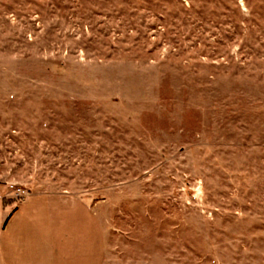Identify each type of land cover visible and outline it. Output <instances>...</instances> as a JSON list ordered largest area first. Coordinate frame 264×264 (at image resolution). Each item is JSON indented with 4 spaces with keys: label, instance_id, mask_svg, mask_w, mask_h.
I'll use <instances>...</instances> for the list:
<instances>
[{
    "label": "rangeland",
    "instance_id": "obj_1",
    "mask_svg": "<svg viewBox=\"0 0 264 264\" xmlns=\"http://www.w3.org/2000/svg\"><path fill=\"white\" fill-rule=\"evenodd\" d=\"M0 187L98 264H264V0H0Z\"/></svg>",
    "mask_w": 264,
    "mask_h": 264
},
{
    "label": "crops",
    "instance_id": "obj_2",
    "mask_svg": "<svg viewBox=\"0 0 264 264\" xmlns=\"http://www.w3.org/2000/svg\"><path fill=\"white\" fill-rule=\"evenodd\" d=\"M90 210L59 194L19 202L0 187V264H98L102 243Z\"/></svg>",
    "mask_w": 264,
    "mask_h": 264
},
{
    "label": "built area",
    "instance_id": "obj_3",
    "mask_svg": "<svg viewBox=\"0 0 264 264\" xmlns=\"http://www.w3.org/2000/svg\"><path fill=\"white\" fill-rule=\"evenodd\" d=\"M19 196L21 197V194L16 193L15 197L18 199V201H19Z\"/></svg>",
    "mask_w": 264,
    "mask_h": 264
}]
</instances>
